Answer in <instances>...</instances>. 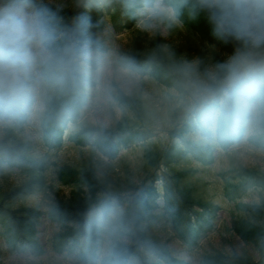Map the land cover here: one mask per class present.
Segmentation results:
<instances>
[{
	"label": "rangeland",
	"instance_id": "obj_1",
	"mask_svg": "<svg viewBox=\"0 0 264 264\" xmlns=\"http://www.w3.org/2000/svg\"><path fill=\"white\" fill-rule=\"evenodd\" d=\"M31 2L43 9L50 18L58 47L65 39L70 40V46L73 45V41H76L81 47L75 58L71 59L69 54L66 56L63 54V63L50 67V83L44 87L46 104L40 113L24 120L23 124L15 121L11 123L23 125L22 128H14L15 126L12 128L10 124L0 128V148L14 150L32 160L39 161L43 156L40 159L43 162L39 161V168L27 175L28 179L26 178V180L36 179L38 182L28 191L9 196L7 205L12 209L31 207L43 212L50 210L53 205L63 200L73 201L75 206L78 205L80 209H83L90 200L100 198L103 193L118 194L124 200L132 197L142 187V183H147L157 154L175 142V139L171 138L173 134L171 130L180 126V123L185 120L187 110L198 102L199 90L214 86L216 79L223 72L221 66L228 61L229 57L235 55L239 44L232 41L233 54H230L208 40L202 39L179 21L171 27L161 25L151 31H145L137 27L136 18V26L114 32L112 21L108 19L111 18L110 14L108 18L105 17V21L100 22L93 29V34L85 35L84 32L87 33L90 26H96V22L92 23L94 17L89 18L90 9L94 6H104L107 0H90L87 3L90 8L83 5L82 11L88 19L86 18L84 27L76 30L71 29L68 24V16L77 0H31ZM52 9H55L57 13L53 14ZM86 38L94 40L103 38L107 50L94 53L86 49L84 45ZM130 41L141 44V48H136L140 50L136 52L138 57H151L148 51H152L153 45L157 46L159 53L169 60V62L164 61L165 64L183 81L184 90L179 92L165 87L153 78V73L151 76L138 74L119 65L118 58L133 56ZM78 57L81 61L75 74L78 75L80 72L90 75L94 83L91 81L92 84L87 85L84 90L76 121H70L69 125L64 126V133H67L64 144L58 145L55 150L45 152L40 142L42 126H48L53 113L67 101L66 91L69 79L65 70L68 66L72 67L73 58L75 60ZM86 59L95 61L92 67L84 65L83 60ZM86 67L91 69L88 71ZM111 80H113V86ZM117 90L134 100L138 117L123 104L121 99L117 102L114 100L118 95ZM134 91L137 92V96L131 94ZM82 130H91L88 141L82 143L72 139V135ZM129 130H134V133H128ZM147 130L152 133L149 137H147ZM120 132L127 134V141L122 145L117 143L116 152L113 155H107L101 148L103 143L107 142L106 138L101 137L102 134L110 135L111 138L115 136L116 139V135ZM215 156L214 163L208 169L200 167L196 174L188 177L190 184L192 183L191 185L203 199L220 204L215 231L207 236L197 249H186L176 236H172L167 229L164 230L162 221L153 222L148 227V233L165 241L173 255L189 260L192 264H200L203 253L215 250L224 253L248 252L257 259V250L227 229L230 227L233 204L223 198L216 172L236 162L244 166L259 167L264 171V151L241 143L228 151L217 149ZM60 166L77 169L92 168L94 177L97 179V181L94 179L96 185L83 181L80 175L69 182L60 181L62 179L58 171ZM185 166L196 167L192 162H185L178 163L175 168ZM9 168L11 169L0 172L1 196L15 182V176H11V173L18 168L15 166ZM155 169L159 174L167 170L164 158H160ZM243 200L246 202L264 200V191H251ZM120 209L122 210L123 207ZM90 211H87V216L94 218ZM73 217L74 215L55 216L49 219L44 214L38 220L37 237L45 249L42 255L38 256L30 250L2 245L0 258L4 264H83L78 263L74 253L58 252L51 245L55 234L67 232L76 227V220ZM80 241L82 242L83 239L80 238ZM108 244L109 242L105 241L101 247L105 249ZM136 260L131 258L128 264H137Z\"/></svg>",
	"mask_w": 264,
	"mask_h": 264
},
{
	"label": "trees",
	"instance_id": "obj_2",
	"mask_svg": "<svg viewBox=\"0 0 264 264\" xmlns=\"http://www.w3.org/2000/svg\"><path fill=\"white\" fill-rule=\"evenodd\" d=\"M118 1L121 12L118 19L123 20L121 14L130 15L131 9L126 7V0ZM87 2H90V0H85V3ZM179 17L201 37L207 38L208 41L221 48V50L233 54L232 40H225L215 34L214 24L209 18L208 11L196 6L195 0H192L187 7L181 10ZM58 48L65 56L66 52L68 54V49H64L63 44ZM136 48H141V44L136 42V45L132 47L133 56H131L134 58L126 61L129 66L136 71L143 72L151 63L153 72L160 80L169 86H173L179 92L184 90L183 81L180 80L179 75L174 74L170 67L165 64L169 60L159 53L157 46H155L154 51L156 57L153 56L154 52L149 53L150 56L152 55L151 57H138L136 52L139 49L137 50ZM74 87H80V84L76 83ZM117 93L118 95L115 96L116 101L121 99L123 104L130 108L134 115L138 117L134 100L118 90ZM131 94L137 96L135 91ZM186 129L185 120L182 121L179 128L175 127L171 130V133L180 137L186 147L180 146L179 143H173L164 152L165 156L163 154V157H166L169 161L195 159L200 166L204 167L211 164L214 159L213 151L215 147L193 146L186 142L188 141L185 136ZM128 133L132 134L134 130H129ZM174 135L172 134V136ZM241 138L242 135L234 141L221 146L225 149L231 144L238 143ZM247 140L251 145L264 149V130L254 131ZM18 157L17 165L24 168L27 166H30L31 169L33 166L38 168L39 161L43 162L41 160H32L20 154ZM0 168H2L1 161ZM31 169H29L31 171L30 174L36 171L34 168ZM78 169L58 167L62 178L70 176L78 178L77 176L80 175V177H83V181H88L93 186L96 185L95 180L97 181V179L94 177L92 168L84 167ZM196 172V168H182L180 171L169 175L172 186L169 183L165 185V195H167L168 203L164 211L165 215L175 225L182 226L183 230L180 236L185 243L191 246H198L201 238L213 230L220 208L218 204L210 200H203L185 182L187 176ZM218 175L222 179L225 196L234 202V210L238 212L237 215L232 217V229L246 244H251L260 252L264 248V200L248 203L242 201V199L244 195H247L248 189H251V191H264V171L260 168L244 167L240 163H230L227 168L219 170ZM26 178L22 179L17 186L11 187L4 195H0V236H5L10 245L31 248L41 253V245L36 235L41 212L31 207L12 209L6 203L9 196L19 195L18 193L20 192L28 191L33 184L38 182L36 179L26 180ZM155 193V188L152 185V181H150L142 183V187L132 197H128L125 200L118 194L103 193L100 198L96 197L94 201L90 200L83 209H80L78 205L75 206L72 203L73 201L63 200L62 202H57L52 206V215L56 217L74 215L76 227L67 232L62 231L57 235L55 246L61 248L74 239L75 246L80 235H82L84 244L82 248H75V250H78L77 255L84 261L96 262L99 258L102 264H126L128 258L134 256L137 259V264H191L189 261L171 256L165 245L156 236L147 232L150 220L156 216L153 210L154 204L151 202L153 200L151 196H154ZM101 205H113L117 209L118 223L112 231L106 230L97 219L95 212ZM194 205L199 208L195 209ZM121 206H123L122 210L120 209ZM89 210H92V213L95 214L94 218L87 216V211ZM106 240L110 244L105 251L100 250L101 242ZM230 253L224 254L221 251L205 253L200 262L202 264H254L247 252L233 253L232 251ZM154 255H158L161 258L152 257ZM138 260L140 261L138 262Z\"/></svg>",
	"mask_w": 264,
	"mask_h": 264
},
{
	"label": "clouds",
	"instance_id": "obj_3",
	"mask_svg": "<svg viewBox=\"0 0 264 264\" xmlns=\"http://www.w3.org/2000/svg\"><path fill=\"white\" fill-rule=\"evenodd\" d=\"M192 0H126L137 27L151 31L178 23ZM218 37L239 44L221 67L214 86L199 90L186 112V139L193 146L219 147L264 130V0H195ZM63 54L46 12L31 0H0V128L40 113L46 104L47 72ZM97 219L115 229L117 209L101 205Z\"/></svg>",
	"mask_w": 264,
	"mask_h": 264
},
{
	"label": "bare ground",
	"instance_id": "obj_4",
	"mask_svg": "<svg viewBox=\"0 0 264 264\" xmlns=\"http://www.w3.org/2000/svg\"><path fill=\"white\" fill-rule=\"evenodd\" d=\"M14 128H17L16 126Z\"/></svg>",
	"mask_w": 264,
	"mask_h": 264
}]
</instances>
